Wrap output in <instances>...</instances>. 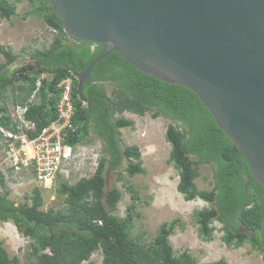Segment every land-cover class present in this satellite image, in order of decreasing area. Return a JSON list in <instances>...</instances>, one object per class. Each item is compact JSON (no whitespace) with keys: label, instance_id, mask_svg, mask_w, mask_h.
<instances>
[{"label":"trees","instance_id":"trees-1","mask_svg":"<svg viewBox=\"0 0 264 264\" xmlns=\"http://www.w3.org/2000/svg\"><path fill=\"white\" fill-rule=\"evenodd\" d=\"M28 1L32 10L18 15L15 3L0 0V19L40 17L57 35L48 47L33 51L31 59L14 69L11 67L20 55L0 46L4 58L0 62V125L13 130L8 105L12 93L14 104L27 107L25 119L40 132L58 118L59 84L72 78L75 130L68 131L64 142L77 147L94 135L102 144L93 175L74 184L62 175L56 179V192L64 197L61 209H43L44 188L39 186L24 195L23 203L11 201L12 191L0 171V222H12L30 240L29 264H97L91 261L97 251L103 254L102 264H199L187 251L175 255L170 236L180 225L179 218L163 222L150 246L133 237L135 216L140 215L136 213L139 198L132 187H128L133 193L128 213L122 219L116 214L123 193L116 186L106 190V172L118 170L125 158L128 166L124 171L130 177L146 174L140 149L123 146L120 130L135 127L134 121L123 116L126 112L171 120L165 137L171 145L169 162L179 171L177 190L186 201L199 198L209 205L194 212L199 233L211 239L218 222L228 247L248 244L260 253L264 264V186L255 181L238 147L198 96L184 86L141 72L117 51L94 66L79 92L77 75L89 68L104 47L70 38L51 0ZM108 85L113 87L110 93ZM204 164L212 167L211 190H200L196 184L199 166ZM119 175L123 181L122 173ZM20 263L0 241V264ZM211 264L227 263L221 259Z\"/></svg>","mask_w":264,"mask_h":264},{"label":"water","instance_id":"water-1","mask_svg":"<svg viewBox=\"0 0 264 264\" xmlns=\"http://www.w3.org/2000/svg\"><path fill=\"white\" fill-rule=\"evenodd\" d=\"M70 38L193 91L264 186V0H51ZM80 97L82 95L80 94Z\"/></svg>","mask_w":264,"mask_h":264},{"label":"rangeland","instance_id":"rangeland-1","mask_svg":"<svg viewBox=\"0 0 264 264\" xmlns=\"http://www.w3.org/2000/svg\"><path fill=\"white\" fill-rule=\"evenodd\" d=\"M17 5L18 15H24L26 11L32 10L28 0H11ZM57 33L49 28L40 17H29L23 20L21 17H13L11 20L0 19V46L10 47L14 54L20 55L18 63L11 68L19 67L31 59V53L37 49L48 47ZM0 62H4L0 54ZM109 93L113 87L108 85ZM9 94L8 105L13 114L18 115L22 109L14 104V97ZM36 98V96L34 97ZM33 102H35L33 100ZM125 118L134 121L133 129L120 130L123 146H137L142 153L143 167L146 174L130 177L124 170L128 161L124 158L122 164L115 171H107L106 190L109 191L116 186L123 193V198L118 204L116 214L124 218L128 213V207L132 204L133 193L128 187L136 191L139 198L136 206L135 227L132 231L133 237L140 243L150 246L157 236L158 228L163 222L181 219L180 225L170 236L176 256L184 251L191 253L199 264H211L224 259L227 264H263V258L259 252L252 250L246 244L241 248H230L223 240L224 233L222 225L216 222L213 226L216 231L211 239L205 238L199 233L197 222L194 218L196 210L208 208L209 205L197 198L186 201L184 196L177 190L179 183V171L174 163L169 162L171 145L167 142L165 133L170 119L160 117L154 119L151 114L138 116L126 112ZM102 155V144L92 135L91 140L85 145H79L76 159L71 163L70 178L67 179L74 184L80 178L90 177L97 168ZM6 152L0 145V171L5 177L7 188L12 191L11 201L16 204L23 203L24 195L30 194L37 183L29 179V175L23 173L19 176L10 172L6 160ZM200 177L196 180L200 190H211L213 188V171L210 165H200ZM122 173L123 181H119V173ZM58 180V179H57ZM50 183L43 190L44 206L48 208L61 209L64 197L58 196L56 186L58 181ZM0 241L8 250L11 257H18L20 264H29L28 255L31 251L30 240L18 232L12 222H0ZM91 261L102 264L103 254L95 252Z\"/></svg>","mask_w":264,"mask_h":264},{"label":"built area","instance_id":"built-area-1","mask_svg":"<svg viewBox=\"0 0 264 264\" xmlns=\"http://www.w3.org/2000/svg\"><path fill=\"white\" fill-rule=\"evenodd\" d=\"M41 81L39 79L37 83L38 88ZM59 87L62 95L58 103V118L40 132H36L33 122L25 119L27 107L21 105H17L19 110L22 109L18 115L10 111L13 130L0 125V145L7 154L5 162L10 172L17 173L19 179L22 173L28 174L36 186L43 188L55 182L59 175L70 178L71 163L76 159L79 147L64 142L68 131L75 130L72 123L75 113L72 98L74 81L66 78Z\"/></svg>","mask_w":264,"mask_h":264},{"label":"clouds","instance_id":"clouds-1","mask_svg":"<svg viewBox=\"0 0 264 264\" xmlns=\"http://www.w3.org/2000/svg\"><path fill=\"white\" fill-rule=\"evenodd\" d=\"M53 30V29H52ZM55 32V30H53ZM56 33V32H55Z\"/></svg>","mask_w":264,"mask_h":264}]
</instances>
